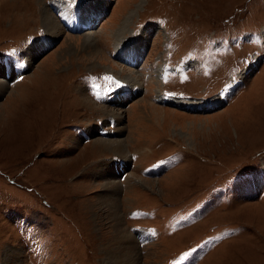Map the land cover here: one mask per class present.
Instances as JSON below:
<instances>
[{"label": "rangeland", "instance_id": "374dc122", "mask_svg": "<svg viewBox=\"0 0 264 264\" xmlns=\"http://www.w3.org/2000/svg\"><path fill=\"white\" fill-rule=\"evenodd\" d=\"M0 83V264H264V0H0Z\"/></svg>", "mask_w": 264, "mask_h": 264}, {"label": "bare ground", "instance_id": "6f19581e", "mask_svg": "<svg viewBox=\"0 0 264 264\" xmlns=\"http://www.w3.org/2000/svg\"><path fill=\"white\" fill-rule=\"evenodd\" d=\"M103 5V4H102ZM103 7V6H102ZM100 10H101V8H99ZM99 10V11H100ZM103 10H101V12H102ZM99 13V12H98ZM47 16V15H46ZM45 16V17H46ZM132 16V10H130V11H128L126 14H125V17L123 18V20H122V22L118 25V28H117V30H116V33L117 34H123V35H125V28H126V23H129V18ZM47 20V19H46ZM52 25V24H51ZM50 27H53V26H50ZM53 29H55L56 30V28H53ZM120 36V35H119ZM123 37V36H122ZM122 44H124V43H122ZM122 48H126V46H123ZM2 86H3V84L2 83H0V89L2 88ZM175 98H179V97H172V98H169L168 100H169V102H172L173 101V99H175ZM86 99V98H85ZM84 98L82 99V100H85ZM188 100H190L189 98H186V99H183V101H188ZM184 103V102H183ZM25 106V104L23 103L22 105H21V107H24ZM90 145H92V147L94 148V149H96L97 151H104V150H106V149H110V150H116V151H121V152H123L124 150V146H123V144H122V141H114V140H111V139H109L108 141H103L102 139H101V141H98V139H96V140H94V143L93 144H90ZM103 191L101 192V195H100V198L102 199V200H99L101 203H105V204H108V209H110V210H112V220L114 219V220H117L116 222H119V220H118V216L116 217V215L117 214H115L116 212H117V209L114 207V205L116 204V202H118V200H116V198H113L112 197V195L113 194H116L114 191L115 190H117V186L115 185V184H111V182L110 183H108V184H105L103 187ZM112 198L113 199H115L114 201L112 200ZM116 217V218H115ZM115 230L117 231V233H114L113 234V239H117L116 240V243H118L117 245L119 246V244H120V247H121V252H122V256H123V258L125 259V263L124 262H122V261H120V256H119V254H118V250H116V248H114L113 250H112V256H114V258H116V259H118L117 260V263H119V264H136V262H135V256H133V255H131V253H128L129 252V248H127L128 250H123L124 248L121 246V243H122V239L124 238V236L126 237V239H127V241H128V243H127V247H130V249H131V252L132 253H134V244H133V238L132 237H130V235L128 234V232H126V235L125 234H122L121 232H122V230L121 229H117V228H115ZM115 231V232H116ZM125 239V238H124ZM133 248V249H132ZM178 253V252H177ZM110 256V258H111V255H109Z\"/></svg>", "mask_w": 264, "mask_h": 264}, {"label": "snow or ice", "instance_id": "6c2138e0", "mask_svg": "<svg viewBox=\"0 0 264 264\" xmlns=\"http://www.w3.org/2000/svg\"><path fill=\"white\" fill-rule=\"evenodd\" d=\"M97 98H99V97H97Z\"/></svg>", "mask_w": 264, "mask_h": 264}]
</instances>
